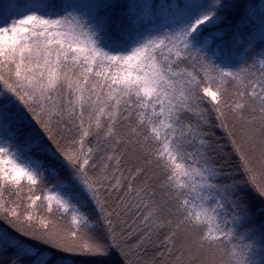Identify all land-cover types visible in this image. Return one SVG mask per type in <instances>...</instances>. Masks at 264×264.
<instances>
[{"label": "snow or ice", "instance_id": "obj_1", "mask_svg": "<svg viewBox=\"0 0 264 264\" xmlns=\"http://www.w3.org/2000/svg\"><path fill=\"white\" fill-rule=\"evenodd\" d=\"M134 252L264 264V0H0V264Z\"/></svg>", "mask_w": 264, "mask_h": 264}, {"label": "trees", "instance_id": "obj_2", "mask_svg": "<svg viewBox=\"0 0 264 264\" xmlns=\"http://www.w3.org/2000/svg\"><path fill=\"white\" fill-rule=\"evenodd\" d=\"M243 3H260V0H242ZM216 136L219 138V145L221 148V154L223 156H225V158H228L231 156V145L228 141V138L226 136H224V134L222 133V131L218 130V129H214ZM231 162L233 165L237 164L238 161L235 159L234 156H231ZM91 210V205L89 206V209ZM129 225H133L135 227V225L133 224L132 218H129ZM157 240H161V239H157ZM151 249V248H150Z\"/></svg>", "mask_w": 264, "mask_h": 264}, {"label": "rangeland", "instance_id": "obj_3", "mask_svg": "<svg viewBox=\"0 0 264 264\" xmlns=\"http://www.w3.org/2000/svg\"><path fill=\"white\" fill-rule=\"evenodd\" d=\"M253 4H256L254 2H252ZM258 4V3H257ZM133 226V225H132ZM134 227V226H133ZM163 237H164V234L161 233L159 234L158 238L163 240ZM157 237H154L153 239L154 240H157L158 239ZM132 243H135V241L133 240ZM156 250H161V249H149L147 254L146 255H143L141 258L142 260H148V259H151L154 255H155V251ZM135 260H136V253L134 252L133 253V264H135Z\"/></svg>", "mask_w": 264, "mask_h": 264}]
</instances>
